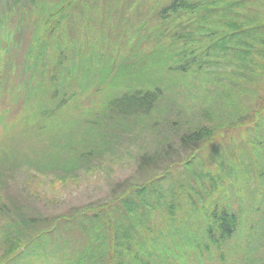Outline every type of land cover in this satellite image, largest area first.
<instances>
[{"label":"rangeland","instance_id":"obj_1","mask_svg":"<svg viewBox=\"0 0 264 264\" xmlns=\"http://www.w3.org/2000/svg\"><path fill=\"white\" fill-rule=\"evenodd\" d=\"M172 1L44 0L0 21V264H74L86 248L85 237H69L71 232L58 228L61 220L86 205L100 204L117 183L142 180L145 175L137 165L144 154L160 155L165 147H176L179 136L191 127L210 126L208 121L216 111L212 112L215 107L207 100L212 101L215 66L230 65V71L240 65L242 57H234L235 48L222 57L199 55L202 42L208 45L211 41L194 33L188 24L190 15L182 10L164 19L158 13ZM193 1L197 0L189 2ZM250 3L249 9H237L239 16L251 9L264 12L262 1ZM58 8V14L43 23L44 13ZM173 23L179 24L176 33L192 32L195 42L187 37L174 46ZM219 26L227 28L223 20ZM51 27L57 28L55 33L49 31ZM40 42L48 50L37 60ZM186 45L193 50L199 46L195 54L204 60L205 74L171 71L177 59V53L172 54ZM60 47L65 61L58 64L51 50L60 53ZM56 77L59 86L66 87H61L59 98L49 106L48 116L35 105L55 90L41 92L40 85L53 86ZM144 87H159L162 92L149 114L106 117L104 106L109 98ZM92 122L100 123L94 127L95 136H91ZM233 134L216 140L217 149L206 148V155L220 149L226 152L228 147L237 153L239 143L232 142ZM211 158L200 159L205 170H225L228 178L222 175L221 179L215 170L216 182L196 173L187 182L174 171L171 185L180 198L168 196L169 183L163 188L159 198L164 206L153 210L149 224L154 237L161 235L167 252L155 253L152 264H264V177H251L263 166L255 165L249 152L225 159L228 166L222 167L213 165ZM240 161L243 164L236 169ZM178 183L184 184V192L178 190ZM177 200L181 206L176 218L166 220V203ZM218 202L236 215L230 238L219 239L213 230L214 239H210L203 232L207 226L215 227L209 215ZM54 228L45 244L36 242L38 232ZM107 261L104 257V264Z\"/></svg>","mask_w":264,"mask_h":264},{"label":"trees","instance_id":"obj_2","mask_svg":"<svg viewBox=\"0 0 264 264\" xmlns=\"http://www.w3.org/2000/svg\"><path fill=\"white\" fill-rule=\"evenodd\" d=\"M43 1L0 0V21L4 20L5 16L20 10L32 9ZM189 1L173 0L158 13L166 19L170 15H176L185 10L190 15L188 24L193 25L194 28L192 29L196 30L194 33L201 40L209 38L211 42L208 45L202 42L201 46H198L199 48L195 47L194 50L191 45L184 46L180 51L176 50L171 56L175 57L177 53V59L172 61L175 65L171 68V71L187 76L194 71L205 74L207 70L204 71L205 68L201 66L204 60L198 59L199 55L207 56L211 54L212 56L219 55L222 57L226 54L230 55L233 48H235L232 52L234 57L236 59L242 57L239 59V62L241 61L240 65L236 69H230V71L227 70L230 65L223 66L220 64L215 66L216 72L213 75L216 81L214 80V88L209 95V99L214 102L207 100V104H213L215 108L212 109V112L216 111V113L208 121L209 127L199 123L198 126L191 127L179 136L176 147L167 146L160 155L152 154L150 156L144 154L139 158L137 165V169L145 175L142 180L128 182L126 179L117 183L108 197L100 204L86 205L61 220L62 222L58 225V228H62L61 231L66 234L71 232L69 237H85L86 248L82 253V257L74 258V264H104V257H108L107 264L111 261L113 264H152L156 261L155 253L166 255L167 248L165 246L167 245L160 242L161 235L157 236L155 234V237L153 236L154 230L149 223L152 220L153 210L164 206L161 205L164 204V201H161L159 197L164 194L162 190H164L163 188L167 183L170 184L168 188L171 187L168 196L172 199L174 197L180 198V195L172 189L171 185L174 171H177L178 176L187 182L191 181V178L196 175L201 178L202 174V176L208 175L209 182H216L218 174L220 178L222 175L228 178L225 170L221 171L218 168L210 172L207 169L205 170V162L200 161V159L204 160V157H208L207 160L214 157L211 163L216 167L218 165L228 166L227 162L224 161L225 159L236 154L239 156L241 154L245 155L246 152H249L255 158V165L263 166L261 171L255 170V174L251 177L256 179L264 177V155L260 157V160L259 158L256 159V155L264 152V12L250 8L253 12L245 13L244 17L239 16L237 9L242 6L249 9L252 5L250 0H229L230 2L214 0L210 3L206 0H197L192 3ZM257 1H262L264 6V0ZM74 3L76 7L77 3ZM51 10L48 11V14L44 13L43 23L48 17L56 16L59 8L53 13H50ZM227 15L228 20L225 19ZM221 20L227 27L226 29L219 26ZM178 25L176 23L171 24L174 30L171 34L172 44L174 46L183 44L180 43L181 40H186L187 37L195 42L196 37L191 34L192 32L186 33L187 36L176 33L175 27ZM56 29L51 27L49 31L52 30L55 33ZM241 45H243V48H240ZM197 48L199 55L195 54ZM38 49L37 60H40L43 56H46L48 49L42 42L39 43ZM204 50L207 53H204ZM51 51L55 63L60 64L65 61V57L62 55V47H60V53ZM163 62L167 63L166 59ZM196 63L199 64L194 68L193 66ZM220 70L224 71L220 72ZM56 79L57 77L51 81L53 86L50 84L47 86L40 85L41 92H44L43 90L47 91L51 87L55 90L48 98L42 99L41 104L35 105L36 110L43 109L41 112L48 116L51 115L49 106L59 98L61 87L64 90L66 87L63 84L60 87ZM161 95L162 92L159 87L154 89L144 87L123 91L108 99L104 106V112L107 113L106 117L115 119L146 116ZM61 97L63 96L61 95ZM61 103L65 102L61 100ZM224 105L228 106V108L225 107L226 110L223 108ZM90 125H92L90 126L91 136H95L94 127L96 125L100 126V123L92 122ZM230 134L235 135L232 142L234 144L235 142L239 143L236 144L237 153L231 152L228 147L226 152L220 149L219 152L216 151V154H214V151V153H210L211 156L206 155L204 152L206 148L217 149L214 144L216 140L223 139L222 141H224V138L230 136ZM239 137L240 140H236ZM256 161L261 163L256 164ZM241 164L243 163L241 162L234 167L238 169ZM194 166H196L197 171L193 169ZM215 170L218 171L216 172L217 175L214 173ZM202 171L204 172L201 173ZM199 173L201 174L199 175ZM192 174L195 175L191 177ZM246 174L247 172L242 175L246 176ZM231 177L233 178L232 174ZM174 187H176L175 184ZM177 188L184 192L186 187L183 183H178ZM164 196L166 198V194ZM166 204L169 208L164 212V217L166 220L175 219L177 211L180 209L179 206H181L179 201L177 200L176 203L167 202ZM214 205L210 208L209 216H211L215 227L212 229L207 226L203 232L210 239H214V232L217 233L219 239L230 238L236 228V215L232 210H228L226 204L222 202ZM157 229L161 230L162 228ZM55 231L54 228L53 230L38 232L36 242L40 240L41 245L45 244L48 235L55 233ZM32 238L29 235L28 239L31 242ZM124 257L129 259L128 262L123 260Z\"/></svg>","mask_w":264,"mask_h":264}]
</instances>
